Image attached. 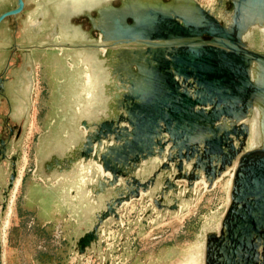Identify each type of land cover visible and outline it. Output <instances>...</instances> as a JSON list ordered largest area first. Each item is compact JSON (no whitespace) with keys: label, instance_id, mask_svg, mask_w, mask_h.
Listing matches in <instances>:
<instances>
[{"label":"water","instance_id":"95a60500","mask_svg":"<svg viewBox=\"0 0 264 264\" xmlns=\"http://www.w3.org/2000/svg\"><path fill=\"white\" fill-rule=\"evenodd\" d=\"M58 1L54 32L73 39L58 46L72 49L65 59L78 76L75 108L63 143L34 174L49 184L75 177L98 206L79 250L123 203L150 197L160 210H177L197 184L208 189L227 175V206L205 236L201 264H264V0ZM24 7L15 0L0 24ZM79 18L88 31L71 23ZM4 73L0 100L12 112ZM27 73L29 101L32 67ZM12 136L9 127L0 137L8 169L0 217L20 160L22 140Z\"/></svg>","mask_w":264,"mask_h":264},{"label":"rangeland","instance_id":"374dc122","mask_svg":"<svg viewBox=\"0 0 264 264\" xmlns=\"http://www.w3.org/2000/svg\"><path fill=\"white\" fill-rule=\"evenodd\" d=\"M24 1L19 15L0 24V73L5 72L6 96L14 103L11 112L8 103L0 100V116L10 118L4 125L0 118V137L5 140L11 127L17 141L22 140L19 173L27 158L5 233L9 209L0 217V264H201L205 236L216 232L227 206V175L208 189L197 184L193 198L180 201L177 210H160L150 197L123 203L116 219L100 225L96 241L79 250L77 242L92 228L98 206L81 192L75 177L49 184L34 174L38 164L63 143L72 126V88L78 76L70 75L71 65L65 59L71 47L58 45H71L73 39L62 28L54 32L62 2ZM197 1L204 6L211 3ZM14 6L15 0H0V13ZM71 23L89 30L85 18L72 19ZM31 67L33 90L26 101ZM14 136L10 140L14 141ZM10 150L15 149L12 146ZM7 172L4 162L0 165L2 187L7 183ZM73 189L79 191L72 194ZM2 197L0 190V208ZM164 198L169 204V198Z\"/></svg>","mask_w":264,"mask_h":264},{"label":"bare ground","instance_id":"6f19581e","mask_svg":"<svg viewBox=\"0 0 264 264\" xmlns=\"http://www.w3.org/2000/svg\"><path fill=\"white\" fill-rule=\"evenodd\" d=\"M34 90H35V85H34ZM28 138V137H27ZM22 156H23V150H22V155H21V159H20V162H19V166L18 168L20 167L21 165V160H22ZM26 164H27V158L26 156L24 157L23 159V166L20 170V173H19V170H17V176H16V179L14 181V184H13V187L12 189L9 191V195H8V202H7V211L9 209V213H8V217L7 219L5 220V223H4V233L7 231L8 227H9V217H10V212H11V208H12V205L14 204V201L16 199V196L18 194V190L21 186V183H22V179L24 178V174H25V168H26ZM19 176V177H18ZM230 177V175H229ZM229 183H230V178L228 180V182L226 183V190H228V187H229ZM13 191V192H12ZM11 192H12V195H11ZM11 199V201H10ZM9 204H10V207H9ZM12 216V215H11ZM12 220V219H11ZM11 222V221H10ZM3 223V222H2ZM2 223H1V227H2ZM2 231V230H1ZM3 242V239H2V232H1V243Z\"/></svg>","mask_w":264,"mask_h":264},{"label":"crops","instance_id":"0c3cea01","mask_svg":"<svg viewBox=\"0 0 264 264\" xmlns=\"http://www.w3.org/2000/svg\"><path fill=\"white\" fill-rule=\"evenodd\" d=\"M41 188H42V186H41Z\"/></svg>","mask_w":264,"mask_h":264}]
</instances>
